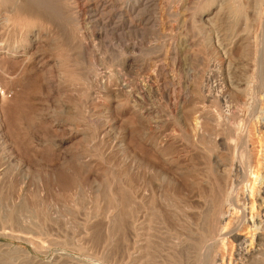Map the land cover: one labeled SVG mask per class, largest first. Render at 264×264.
Masks as SVG:
<instances>
[{
    "label": "rangeland",
    "instance_id": "obj_1",
    "mask_svg": "<svg viewBox=\"0 0 264 264\" xmlns=\"http://www.w3.org/2000/svg\"><path fill=\"white\" fill-rule=\"evenodd\" d=\"M52 1L63 12L60 25L41 17L14 26L0 14V264H124L134 243L131 217L148 198L157 207L132 264H197L206 250L196 247L199 238H186L185 220L174 242L166 202L175 187L183 193L187 166L206 167L210 149L230 155L223 133L214 140L196 134L205 86L215 97L225 82L203 45L214 31L197 20L204 0H138V14L130 11L137 0H119L125 11L111 13L104 8L110 0ZM13 46L17 52L5 51ZM249 69L240 65L232 76ZM249 97L250 112L234 109V101L210 109L223 122L237 111L241 137L257 152L264 97ZM64 102L76 111L61 112Z\"/></svg>",
    "mask_w": 264,
    "mask_h": 264
},
{
    "label": "bare ground",
    "instance_id": "obj_2",
    "mask_svg": "<svg viewBox=\"0 0 264 264\" xmlns=\"http://www.w3.org/2000/svg\"><path fill=\"white\" fill-rule=\"evenodd\" d=\"M110 1V5L104 6V8H107V12H119L122 9L125 11V7L121 3H118L119 0ZM139 2L137 0L133 3V6L131 4L132 7L130 11H136V14H138V8L136 10V7L140 5ZM57 4L52 0H0V14L4 13L5 21L8 24L12 22V25L14 26L21 25L24 22L27 25H31L34 24L37 18L41 17H44L45 20L47 18V20H50L48 21L50 23L52 21L55 24H59L60 22H64V16L62 17L63 14L61 13L63 12L59 11L60 9L58 8L59 6ZM39 7L40 9L41 7H45L46 9H48V13H46L45 15L41 14L38 9ZM191 9L192 7L190 8V10ZM127 10L129 11V9H126V11ZM199 16L200 17L197 20H200L203 25H210L211 27H214L213 34L206 35V43H202L203 45H207V56L211 57L212 60L214 59L213 62L211 60V66L209 64L208 65L212 68L216 67V69L214 70L218 69L224 75L225 82L223 83L222 81L221 84H224V86L222 87V85L220 84L221 89L218 90V94L215 95V97H213L214 95L211 96L209 87L205 86L202 99L205 103L207 102V104H203L204 106H200L201 108H198V110L196 111L198 114V121L195 122L196 127H198L196 134L201 137H205L207 135L206 139L209 138V140H214V138H211L213 137V135L219 137L221 133H223L222 135L224 136V139H222V136H220L218 139H222L221 144H223L230 150V155H228L227 157H220L216 154H213L211 151L212 149H210L209 157H207L208 161L205 162L206 167H201L202 169L204 168L203 170L201 169L196 173L194 172L195 167L193 168L191 165L186 167L188 180L186 186L184 187L185 189H183L182 191L183 193L181 194L180 188H172V195L171 197L169 196L170 198L168 200V203L166 202V205H168V222L171 229L173 230V233L171 234H174L172 236V239L179 238V235H177V233L179 234V232H177V230L178 228H180V226L182 227L181 220H185V227L188 235L186 238H199L198 242H196V247L198 249L206 250L205 253V250H202V254L204 253V258L201 259L198 255L197 257H199L200 259L198 258L197 260L194 258V261H197V264H264V142H262L264 141V124H262V128H259L257 131L258 138L262 143H260V141H257L260 143L256 146L260 148H258L259 150L257 151L259 152L258 154H260V157L258 156V158L256 157L257 159H255V154L257 152L255 150L253 151V148H250V138L245 139L246 137H241V131H239L240 129L237 128L236 123L240 122H236L237 116H235V114L237 115L238 112H232V109V113L229 112L228 115H226L228 116L226 121L223 122L221 119L217 118L219 115H214L213 111L210 109L211 104L212 106L213 104L221 105L224 103L228 104V102L230 101H234V109L237 108L242 111L246 110L247 112H250L253 108V101H249L250 97L248 98V96H252L253 99L257 100L261 98L262 94L264 93V59L261 55L263 54V52L261 53L260 51H264V48L260 49L261 46H258V35L261 30H264V0H204ZM201 26L202 25H200V27ZM260 40L261 38L259 39V41ZM261 41L264 43V40ZM237 46H240L241 51L238 57H232V50ZM13 47H9L5 51H7L8 53L11 51L14 53L17 52V46H15L14 48ZM205 60L208 61V59ZM240 65H245V68L250 67L249 70H251L252 72H248L246 77L241 76L242 78L237 76V74V78H235L232 76V73H235ZM256 75L260 76V80L258 81L259 84H257L256 87L252 88L253 86L250 87L249 82ZM208 76L207 78L204 76V79L202 78L203 81H206L207 84L210 81V77L208 79ZM233 78L238 80H235ZM240 79H243L244 81H242L244 84L243 86ZM205 91L208 92L205 94ZM4 92L5 91L0 88V93L2 95H4ZM110 93L111 95L115 94L113 91H110ZM61 106H63L64 108V111L61 112H65L66 114H71L77 109L76 106L68 105L67 103L65 104V102L62 103ZM231 106L232 105H228V110H231ZM143 113L147 114V111L143 110ZM207 120L210 121L213 125H210L209 128L207 127L208 129L204 127V121ZM222 122H226L227 127H223ZM206 125H208V123ZM193 127L195 126L193 125ZM254 129L255 128H253V130ZM192 130L194 131V129ZM110 132L111 130L108 125L104 124V126L101 127V133H104V135H109ZM253 132L256 136V132ZM206 152L207 151H205L204 153ZM253 152L256 153L254 154ZM179 192L182 196L179 194ZM140 204L139 205L141 207L137 208L135 210L136 212L133 214L134 216L131 217L133 219H131V222L133 223L132 225L134 227V236H132L134 241H132V243H134L133 246L131 245L132 248L130 247L131 249L127 252V254H125V259L123 256V259L125 260L124 264H132L134 262L136 263L139 260V255L144 250L145 245L142 242L145 240L144 238H148L146 235L148 231H146L145 228L147 226L150 227L149 224L151 222V219L153 218L154 210L157 207L155 205L154 199L151 198L144 200L143 204ZM126 213L129 214V212ZM127 217L130 218V215H127ZM125 218L126 217H124V219ZM144 226L146 227L144 228ZM182 229H184V226ZM174 242H176V244L178 243L175 240ZM183 243L184 242H182V244ZM180 244H178V246H180ZM191 244L194 245L193 243ZM185 245L188 247L187 244ZM173 247H176V245L174 244ZM142 248L143 250L141 251ZM183 249L186 248L183 247ZM195 253L196 252L194 251L193 254ZM190 256L188 257L190 258ZM143 260H145V258ZM143 260L141 261L143 262Z\"/></svg>",
    "mask_w": 264,
    "mask_h": 264
}]
</instances>
